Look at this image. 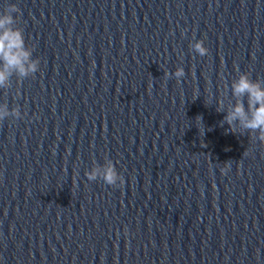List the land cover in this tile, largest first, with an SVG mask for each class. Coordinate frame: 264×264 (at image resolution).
<instances>
[{"label": "clouds", "instance_id": "9594fccd", "mask_svg": "<svg viewBox=\"0 0 264 264\" xmlns=\"http://www.w3.org/2000/svg\"><path fill=\"white\" fill-rule=\"evenodd\" d=\"M19 12L16 4H10L3 13H0V89L10 87L13 75L23 79L33 76L39 70V59L32 58L33 49L26 46L23 30L15 26L18 17H14L13 14ZM191 48L202 57L208 54L203 40L195 41ZM165 76H174L179 83L180 78L185 76V71L178 67L174 73H165ZM231 92L236 102L228 108L220 122L221 126L227 124L229 126L227 131L232 133L239 132L243 135L244 132H248L254 140L264 145V81L253 80L249 73H241L232 81ZM216 111L225 112L223 100L217 101ZM9 117L23 119L20 107L9 109L7 103H0V122ZM243 155H247V152L245 151ZM224 165L226 166L220 169L222 174H226L231 167L228 162ZM85 175L88 181L100 179L113 187H121L124 184V179L112 160L91 169Z\"/></svg>", "mask_w": 264, "mask_h": 264}]
</instances>
